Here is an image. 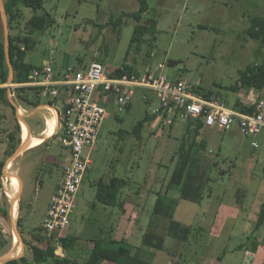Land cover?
Listing matches in <instances>:
<instances>
[{"label":"rangeland","instance_id":"374dc122","mask_svg":"<svg viewBox=\"0 0 264 264\" xmlns=\"http://www.w3.org/2000/svg\"><path fill=\"white\" fill-rule=\"evenodd\" d=\"M5 2L0 0V43L4 48L5 23L9 21ZM148 4L150 11L138 24L130 16L139 9L138 0H45L44 10L37 13L21 8L22 17L13 30L9 29V35H24L27 22L47 12L55 23L46 32L34 36L37 44L27 55V61L33 66L50 60L54 67L81 69L97 62L111 73L122 65L143 73L147 68L155 70L162 64L167 67L170 79H181L192 87L212 91L213 98L233 103L236 94L227 88L237 82L240 71L248 65L259 64L264 57V49L245 34L251 25L250 16L264 15V0H148ZM150 19L157 22L154 34L135 35L136 26H149ZM117 20L121 22L116 24ZM10 63L7 59L9 77L11 70L14 71ZM18 95L16 91L14 95L7 93L8 103H0V163L14 161L13 171L23 182L22 193H17L18 213L13 216V201L8 196L13 190L0 179L3 187L0 191V262L22 257L31 261L30 246L47 245L46 241L39 243L46 237L40 228L67 154L63 126L55 140L36 150L26 151L24 142L17 141L21 131L15 109L20 104ZM144 96L148 99L151 96V102L145 101ZM131 103V108L123 112H119L114 102L104 104L109 116L93 150L85 151V155L90 154L92 158L90 174L80 189L66 233V236L77 237L78 242L69 252L58 248L59 256L69 255L83 264L90 257L89 242L94 246L98 238L125 240L133 249L149 250L142 239L159 197L168 189L175 167L173 160L177 158L190 122L176 120L173 125H167L163 117L153 114L160 107L159 101L142 90L135 93ZM147 116L155 119L145 123L139 138L134 134L135 128ZM22 126L23 138H31L23 121ZM11 133L17 137L15 142L9 140ZM37 133L39 130L34 132ZM186 136L187 144L195 140L194 132ZM200 138L206 141V150L202 153L199 174L204 170L209 176L210 188L201 205L179 201L173 211L174 218L188 227L190 233L185 241L167 237L162 251L151 248L154 256L150 259L146 256L150 264H247L246 255L262 238L264 227L251 234L261 212V195H248L249 201L257 200L251 216L219 224L220 235L212 220V209H216L220 201L240 203L243 195L236 193L248 187L241 177L250 164L257 167L253 172L256 178L262 177L264 159L261 157L259 162L251 163L259 150L253 149L251 141L237 132L215 131L208 136L202 131L198 141ZM112 177L130 182L120 195L124 202L122 208L107 207L96 201V183L108 182ZM209 193L213 197H209ZM169 195L179 199L178 188L169 190ZM106 211H111L114 219L106 220L105 213L109 215ZM124 214L125 223L121 218ZM14 235L20 240L21 250L11 258L8 254L14 248ZM54 239L52 241H57Z\"/></svg>","mask_w":264,"mask_h":264},{"label":"trees","instance_id":"16d2710c","mask_svg":"<svg viewBox=\"0 0 264 264\" xmlns=\"http://www.w3.org/2000/svg\"><path fill=\"white\" fill-rule=\"evenodd\" d=\"M44 2L45 0H6L5 9L9 20V29L13 30L22 17L21 8H28L37 13L38 11L44 10ZM138 4L139 9L130 16L133 17L139 24L142 21L143 16L149 13L150 6L148 4V0H138ZM120 22L121 20H117L116 24H119ZM250 22L251 25L245 31V34L250 39L256 41L260 45V48L264 49V15H251ZM54 23L55 20L53 17L49 13L45 12L42 15H35L27 22L25 26L26 33L24 35L18 34L15 37L9 36V54L14 69L13 83L24 84L30 82L31 74L36 68L32 64L26 63V55L37 44L34 36L36 34L46 32L48 29L53 27ZM156 25L157 22L155 19H150L149 26L137 25L135 28V35L142 36L146 34H154ZM169 64L172 65V63ZM141 73L142 72L136 71V69L132 66L122 65L120 68H117L114 73H111V76H114L115 74L118 76L124 74L139 76ZM8 82L9 68L7 64V57L4 45L0 43V84H6ZM193 89L196 94L206 100H210L214 96L212 91H206L199 86L193 85ZM241 89L247 91L255 90L259 92L264 90V57L259 64L248 65L244 70L240 71L237 82L227 88V90L233 93H237ZM16 92L19 94L18 98L23 103L28 105H39L41 103L40 89L22 87L16 89ZM7 93L8 89H0V103H8L6 99ZM48 101L52 106L59 108L60 123L64 126L63 114L68 106L67 90L65 88H61L59 96L55 100L49 99ZM129 108H131V103L125 108V110ZM234 109L247 115H252L257 112L256 105L244 106L240 102L236 103ZM154 115L157 116V114ZM153 119H155L154 116H147L137 125L134 134L140 138L145 123H148ZM189 122L186 135H189L190 137L191 132H194L195 140L193 139L194 141H190V143L187 144V136L185 135L184 142L177 154V158L173 160V162H175V167L167 187V191L178 188L179 199L167 198L162 195L159 197L155 205L152 218L149 222L148 230L142 239L143 245L148 249L154 248L158 251H162L167 237L185 241L187 238L186 236L190 233V229L175 220V212L173 213V211L177 208L180 200L201 205L206 197L208 189L210 188V182L212 180L209 176H206L204 170L199 174V168L201 170L203 163L202 153L206 150V142H202L200 140L198 141V138L200 130L203 129L206 124L202 119H196ZM64 138H66V136ZM9 140L10 142H15L17 137L11 133L9 134ZM17 141L21 143L20 138ZM14 149H16V146ZM4 164V162L0 163V179L3 174ZM214 165L215 164H213L212 167ZM212 167L209 166L210 169H212ZM129 185L130 182L128 180L120 179L118 177H112L108 182L100 180L95 185L97 188L96 201L107 207L122 208L124 202L120 198V195ZM210 193L208 195H210ZM263 224L264 206L259 214L256 229H260ZM18 226L20 227V223H18ZM40 231L48 237L42 227L40 228ZM46 237L41 238V241L39 242L44 243L43 241H46V246L38 244L30 246L33 257L31 261L26 257H22L20 259L12 260L6 264H82L77 261V259H72L69 255L59 256L56 254L58 248H62L66 252L73 250L78 242L77 237L65 236L63 238H59L55 242L52 241L51 238H48L49 240H47ZM257 248L258 244L254 245L253 252H256ZM133 250V247L125 240L116 241L98 238L94 241V247L89 259L83 264H150L149 261L142 259L138 254L133 255Z\"/></svg>","mask_w":264,"mask_h":264},{"label":"built area","instance_id":"2783aa9c","mask_svg":"<svg viewBox=\"0 0 264 264\" xmlns=\"http://www.w3.org/2000/svg\"><path fill=\"white\" fill-rule=\"evenodd\" d=\"M30 79L24 84H0V89H8V93L14 95L18 88H37L41 90V97L50 100L59 96L61 88L68 92L63 129L66 136L64 144L69 153L62 163V175L42 224L45 233L54 240L65 237L71 226L78 194L92 164L91 155H85V151L93 150L97 144L102 125L109 116L107 106L111 104L110 96L114 98L119 112H123L135 93L142 90L156 97L160 108L153 113L163 117L169 126L176 120L202 119L207 127H217L224 133L237 128L241 136L253 140L256 149L259 138H264V90L254 104L257 112L243 114L227 107L218 98L206 100L200 97L191 85L182 80L170 79L167 67L162 64L155 70L147 68L139 76H111V72L97 62L81 69L66 66L62 70L45 64L34 69ZM143 99L147 101L148 97Z\"/></svg>","mask_w":264,"mask_h":264},{"label":"crops","instance_id":"0c3cea01","mask_svg":"<svg viewBox=\"0 0 264 264\" xmlns=\"http://www.w3.org/2000/svg\"><path fill=\"white\" fill-rule=\"evenodd\" d=\"M28 53H27V55H28ZM27 55H26L25 61H26V63L31 64L29 61H27ZM45 64H51L50 60H46L43 65L37 66V67L35 66V68L36 69L40 68V67L44 66ZM64 67H66V66H63V65L61 67L55 66L54 68L62 70ZM138 72H141V71H138ZM235 94H236V97L232 101L233 103L230 104L229 103L230 101H228V100L225 101L226 106L231 108V109H234V106L236 105L237 102H240L244 106L254 105L256 103V101L259 99L261 92L255 91V90L247 91V90L241 89L239 92H237ZM48 100L46 98L41 97V100H40L41 103L39 105H28L26 103H23L20 100V102H19L20 104H17L15 107V109L17 111V119H18V122L20 123V126H21V132H20L21 141H23L22 140V134H23L22 121L28 126L29 131H30L31 138H29V139L23 138L24 139V141H23L24 145L23 146L27 147L26 151L39 149L42 146H44L45 144H47L48 141L55 140L59 135V131L62 127V125L60 123V116H59L60 110L58 107L52 106ZM109 100H110V103L114 102V98L111 96L109 97ZM32 102H33V100H32ZM148 102H151V96L148 99ZM131 106H132V103H131ZM53 112H56V120H58V121H57V127H56L55 132L52 135H50V125H51V122L53 121V119L55 118ZM159 117H161V116L159 115ZM37 130H39V133L34 134V132ZM202 131H206L208 136H211L212 134H214L215 131L224 133L223 131H221L217 127H207V126H205L203 129L200 130V135H201ZM233 132L239 133L237 128H235L230 133H224V134H231ZM243 138L249 139L251 141L252 148L255 150H259L258 155H256L255 157L254 156L252 157L253 160H251V163H253L255 161L259 162L261 157L264 159V138L263 137L259 138V147L257 149L253 146V140L252 139L245 138V137H243ZM200 141L203 142V140L201 138H200ZM204 142H206V141H204ZM41 143H43V144L38 146ZM68 153H69V151L67 148V154H66L65 158L63 159V161H65L67 159ZM263 162H264V160H263ZM4 163L5 164H4L3 174H2L1 179L5 180V185L8 184L11 187V189L13 190V193H8V196L13 201V203H12V215L16 216L18 213V199H19L17 196V193L18 192L22 193L23 182L20 178V175L18 174V176H17V174L13 171V167L15 166L14 161L12 163L11 162L8 163V161H6ZM256 168L257 167L255 165L250 164L247 167V169L245 170V172L243 173V176L241 177L245 181V183L246 182L248 183V187L246 186V187H242L241 189H238L236 194L238 195L240 193L243 195L241 200L239 199L240 200L239 204L235 203L233 205V203L230 204V203H224L223 201H220L217 208L212 209V213L214 214V217H212L213 218L212 219L213 220V226L214 227L217 226L216 231H217V233H219V235H220V233H222V230L218 231V225L219 224L224 225L225 223H228L230 220L231 221H239L241 219L245 220L251 216L252 210L254 209V206H255L254 204L257 203V200L249 201L247 199L248 195H250V194L261 195V199H263L262 207L264 206V165H263V175H262V177L258 176V179L256 178L257 176H255L253 173L256 170ZM6 171H7V173H6ZM4 174H7V176L4 177L5 176ZM89 174H90V172L87 173L85 181L87 180ZM15 178H17V180H18L17 182L15 181ZM56 185H57V183H56ZM56 185L53 189V194L55 192ZM2 188L3 187L0 188V191L2 190ZM164 196H166L167 198H171L169 195V191H166ZM211 196L212 195L210 194L209 197H211ZM16 199H17V201H16ZM247 204L250 206H248ZM260 205H261V203H260ZM247 206H248V208H247ZM262 207H261V210H262ZM177 208H178V206H177ZM106 212H108V214H109V215H107L105 213L106 220L109 221V219H111V217H112V219H114V217L112 216L114 214H112L111 211H106ZM121 218L123 219V223H125V220H124L125 214L122 215ZM258 218H259V216H258ZM117 225H119L118 227H120V220L117 221ZM256 225H257V223L254 225V229H253L251 234H254V232L255 233L259 232L261 230V227H264V224H263L260 227V229H256ZM13 243H14V248L8 254V256L11 258L20 254V250H21L19 247L20 240L17 237V235L13 236ZM257 244H258V248H257L256 252H253V250H252L250 253H248L246 255V257L248 258L247 264H264V232L262 233V238L260 240V243H257ZM89 245H88L89 246L88 249H90V251L92 252L93 247H94L93 243L89 242ZM136 254H138L142 259L147 260V261H148V259L146 258V256L149 259L154 256L153 249H149L146 251V250L140 249L139 247H135L133 250V255H136Z\"/></svg>","mask_w":264,"mask_h":264},{"label":"water","instance_id":"95a60500","mask_svg":"<svg viewBox=\"0 0 264 264\" xmlns=\"http://www.w3.org/2000/svg\"><path fill=\"white\" fill-rule=\"evenodd\" d=\"M5 31H6V45H5V53H6V57L9 60V62H11L10 59V54H9V25H8V21L5 23ZM10 67L12 68V63H10ZM14 80V71L11 70V74H10V78H9V82L12 83ZM14 259H10V260H3L0 262V264H6L10 261H12Z\"/></svg>","mask_w":264,"mask_h":264},{"label":"bare ground","instance_id":"6f19581e","mask_svg":"<svg viewBox=\"0 0 264 264\" xmlns=\"http://www.w3.org/2000/svg\"><path fill=\"white\" fill-rule=\"evenodd\" d=\"M53 111V110H52ZM54 113V112H53ZM54 119L53 121L51 122V125H50V135H52L55 130H56V127H57V120H56V114L54 113ZM27 148V147H26ZM16 187V186H15Z\"/></svg>","mask_w":264,"mask_h":264}]
</instances>
